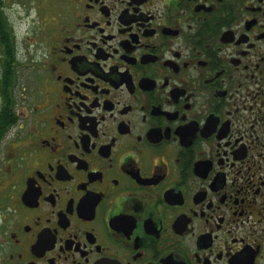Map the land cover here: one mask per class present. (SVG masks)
Returning <instances> with one entry per match:
<instances>
[{"label":"flooded vegetation","instance_id":"af4514ba","mask_svg":"<svg viewBox=\"0 0 264 264\" xmlns=\"http://www.w3.org/2000/svg\"><path fill=\"white\" fill-rule=\"evenodd\" d=\"M0 264H264V0H0Z\"/></svg>","mask_w":264,"mask_h":264}]
</instances>
